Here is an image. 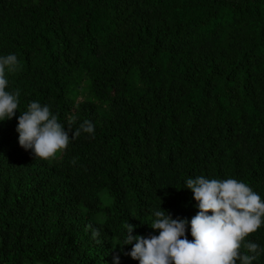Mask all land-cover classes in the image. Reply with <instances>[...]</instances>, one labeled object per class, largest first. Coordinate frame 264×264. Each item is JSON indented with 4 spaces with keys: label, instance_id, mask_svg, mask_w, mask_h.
Returning a JSON list of instances; mask_svg holds the SVG:
<instances>
[{
    "label": "trees",
    "instance_id": "16d2710c",
    "mask_svg": "<svg viewBox=\"0 0 264 264\" xmlns=\"http://www.w3.org/2000/svg\"><path fill=\"white\" fill-rule=\"evenodd\" d=\"M8 53L18 112L37 100L69 137L84 120L94 134L52 162L0 122V264H138L125 223L147 237L160 202L190 219L188 177L264 199V0H0ZM245 239L264 246V225Z\"/></svg>",
    "mask_w": 264,
    "mask_h": 264
},
{
    "label": "clouds",
    "instance_id": "9594fccd",
    "mask_svg": "<svg viewBox=\"0 0 264 264\" xmlns=\"http://www.w3.org/2000/svg\"><path fill=\"white\" fill-rule=\"evenodd\" d=\"M18 64L14 53L0 55V122L16 116L19 147L30 150L34 158L47 160L63 152L70 139L81 132L94 134L93 123L84 120L69 137V130L49 105L37 100L29 101L26 109L18 112L20 93L9 89L6 75L16 71ZM183 184L192 193L195 215L190 219L173 218L160 207V202L146 223L155 234L132 235L134 226L125 223L123 239L117 246L131 245L126 253L130 259L138 264H252L264 254V246L245 239L264 225V199L248 184L231 177L204 175L185 178ZM88 227L93 238L100 235L97 228ZM112 264H119L118 255L113 256Z\"/></svg>",
    "mask_w": 264,
    "mask_h": 264
},
{
    "label": "rangeland",
    "instance_id": "374dc122",
    "mask_svg": "<svg viewBox=\"0 0 264 264\" xmlns=\"http://www.w3.org/2000/svg\"><path fill=\"white\" fill-rule=\"evenodd\" d=\"M49 160H51L52 162H57V158H49ZM153 234V233H152ZM130 248H123L122 252L126 255L127 251H129ZM127 256V255H126ZM128 257V256H127Z\"/></svg>",
    "mask_w": 264,
    "mask_h": 264
}]
</instances>
